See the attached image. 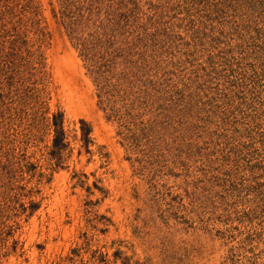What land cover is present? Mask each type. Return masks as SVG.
<instances>
[{
  "label": "rangeland",
  "instance_id": "374dc122",
  "mask_svg": "<svg viewBox=\"0 0 264 264\" xmlns=\"http://www.w3.org/2000/svg\"><path fill=\"white\" fill-rule=\"evenodd\" d=\"M0 264H264V0H0Z\"/></svg>",
  "mask_w": 264,
  "mask_h": 264
},
{
  "label": "trees",
  "instance_id": "16d2710c",
  "mask_svg": "<svg viewBox=\"0 0 264 264\" xmlns=\"http://www.w3.org/2000/svg\"><path fill=\"white\" fill-rule=\"evenodd\" d=\"M55 124H56V126H57V129H56L57 133H58L59 135H61V133L63 134L64 130H63L62 125H61L60 123H57V120L55 121Z\"/></svg>",
  "mask_w": 264,
  "mask_h": 264
}]
</instances>
